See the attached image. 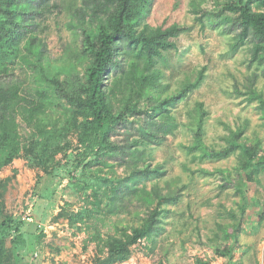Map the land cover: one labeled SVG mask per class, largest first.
Segmentation results:
<instances>
[{"label":"trees","instance_id":"obj_1","mask_svg":"<svg viewBox=\"0 0 264 264\" xmlns=\"http://www.w3.org/2000/svg\"><path fill=\"white\" fill-rule=\"evenodd\" d=\"M154 1L71 0L66 9L70 12V28L79 40L75 49L66 51L63 65L55 67L43 34L49 28V15L63 11L62 1L0 0V171L24 158L31 168L49 173L58 154L68 148L62 144L68 127L61 134H45L41 123L45 116L64 112L63 118L71 121L78 145L91 158L84 168L102 164L111 167L115 175H97L81 187L92 209L58 215L68 216L72 226L95 228L92 239L98 242L100 254L94 264L124 263L139 242L154 244L164 230L163 216L169 213L164 205L178 202L181 196L180 190L162 195L157 186L151 191L146 184L140 186L145 180L165 174L162 167L145 161L146 148L160 146L175 136L179 122L173 109L202 84L206 68L194 81L188 80L180 90L164 96L166 86L161 82L163 72L158 64L165 62V54L177 50V40L185 29L178 24L140 28ZM229 14L233 15L230 20L226 18ZM205 16L215 25L229 24L228 31L235 35L233 52L248 42L254 44L250 65L262 67L264 76V0H226L221 9L206 12ZM258 77L257 73L248 76L244 91L238 86L235 91L250 95L249 102L258 101V110L264 117V98L253 89ZM202 108L200 105L191 114L193 140L185 147L189 154L200 160H220L240 152L249 161L259 154L260 146H249L243 131L234 133V140L224 149L208 146L206 112ZM22 127L29 133L23 135ZM109 160L116 162L109 164ZM118 167L124 174H118ZM216 172L224 181L223 189L229 187L237 195L241 193L243 184L234 179L229 169ZM2 188L0 185V243L14 236V253L21 264L45 235H20L22 223L6 213ZM127 200L129 205L138 202L143 208L135 214L143 212L145 217L139 225L126 228L114 224L116 233L103 236L97 225L103 220L97 214L119 215L128 207ZM240 225L237 222L233 232L236 238ZM148 249L153 251L151 246ZM216 252L228 258L232 249L217 248ZM12 261L0 249V264H17Z\"/></svg>","mask_w":264,"mask_h":264},{"label":"rangeland","instance_id":"obj_2","mask_svg":"<svg viewBox=\"0 0 264 264\" xmlns=\"http://www.w3.org/2000/svg\"><path fill=\"white\" fill-rule=\"evenodd\" d=\"M61 1L63 11L49 15L46 20L49 28L43 34L55 67L63 65L66 51L75 49L79 40L69 24L70 12L66 7L71 0ZM225 1L155 0L142 22L140 28L178 24L185 29L177 40V50L165 54V62L158 64L163 72L161 82L166 86L164 96L177 92L188 80L194 81L203 68L206 72L202 84L173 109L179 122L175 136L160 146L146 148L145 161L153 167H162L165 174L159 179L145 180L140 186L146 184L150 191L157 186L162 195L180 190L181 196L178 202L164 205L169 213L163 216L164 230L155 243L139 242L132 248L131 258L119 264H264V117L258 110V101L249 102L250 95L235 91L236 86L243 89L247 77L257 73L259 77L253 89L264 98V76L262 67L250 65L254 44L248 42L233 52L235 35L228 31L229 24L215 25L205 16L206 12L221 9ZM228 16L229 20L233 17ZM200 105L206 112L208 146L224 149L234 140V133L243 131L249 146H260L259 154L250 161L241 157L240 152L220 160H200L189 154L185 148L193 140L189 122ZM64 115L60 112L42 119L45 134H61L68 127L62 136V144L68 148L58 154L57 163L51 164L49 173L42 168H31L24 158L14 160L0 171L6 213L22 223L20 235L36 237L42 232L45 235L21 264H94L99 253V244L92 239L95 228L72 226L68 216L58 215L92 209L81 187L97 175L109 178L115 175L111 167L102 164L84 168L91 158L78 145L76 133L70 128L71 121L63 118ZM21 130L23 135L29 133L26 128ZM218 169H229L234 179L242 182L241 193L237 195L233 188H222L224 181L216 172ZM117 171L124 174L122 167ZM126 204L128 207L119 215L97 214L103 220L97 224L103 236L116 233L114 224L121 228L140 224L145 214L135 213L143 207L138 202L129 205L128 200ZM237 222L241 223L238 238L233 234ZM13 237L1 242L0 249L19 264ZM150 246L153 251L148 249ZM217 248L232 249V253L228 258L221 257Z\"/></svg>","mask_w":264,"mask_h":264}]
</instances>
